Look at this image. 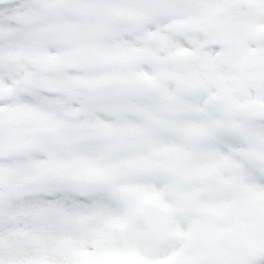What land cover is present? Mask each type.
Returning a JSON list of instances; mask_svg holds the SVG:
<instances>
[{
    "label": "snow or ice",
    "instance_id": "1",
    "mask_svg": "<svg viewBox=\"0 0 264 264\" xmlns=\"http://www.w3.org/2000/svg\"><path fill=\"white\" fill-rule=\"evenodd\" d=\"M0 264H264V0H0Z\"/></svg>",
    "mask_w": 264,
    "mask_h": 264
}]
</instances>
